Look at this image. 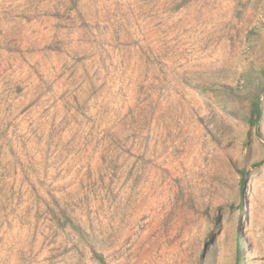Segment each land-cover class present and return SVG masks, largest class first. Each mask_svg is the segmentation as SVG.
<instances>
[{
	"label": "rangeland",
	"instance_id": "374dc122",
	"mask_svg": "<svg viewBox=\"0 0 264 264\" xmlns=\"http://www.w3.org/2000/svg\"><path fill=\"white\" fill-rule=\"evenodd\" d=\"M96 254L264 264V0H0V264Z\"/></svg>",
	"mask_w": 264,
	"mask_h": 264
},
{
	"label": "trees",
	"instance_id": "16d2710c",
	"mask_svg": "<svg viewBox=\"0 0 264 264\" xmlns=\"http://www.w3.org/2000/svg\"><path fill=\"white\" fill-rule=\"evenodd\" d=\"M254 112H255V118L251 119L250 121L251 124H256V122L261 118V109L259 105L255 106ZM241 175H242L241 185L244 187L246 180H245L244 174L241 173ZM96 257L102 264H107L101 255L96 254Z\"/></svg>",
	"mask_w": 264,
	"mask_h": 264
}]
</instances>
